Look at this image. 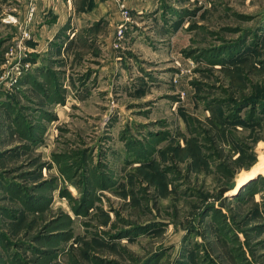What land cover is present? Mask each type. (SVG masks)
<instances>
[{
    "label": "rangeland",
    "instance_id": "obj_1",
    "mask_svg": "<svg viewBox=\"0 0 264 264\" xmlns=\"http://www.w3.org/2000/svg\"><path fill=\"white\" fill-rule=\"evenodd\" d=\"M19 2L0 264H264V0H78L39 51Z\"/></svg>",
    "mask_w": 264,
    "mask_h": 264
},
{
    "label": "crops",
    "instance_id": "obj_2",
    "mask_svg": "<svg viewBox=\"0 0 264 264\" xmlns=\"http://www.w3.org/2000/svg\"><path fill=\"white\" fill-rule=\"evenodd\" d=\"M18 4V12L16 16L18 19L22 20L28 8V4H30V8L32 6L33 10H30V22H29V28L32 33H34V38L38 42L34 47L36 48V51H39L40 49L46 50L48 41L54 34L58 31V29L62 28L64 24L67 22L68 25H73V17L74 16V10L72 7L76 6V3L78 0H19ZM95 1V9L83 12L81 14L78 13L76 15V19L80 21V19H95L92 18V11L101 12L102 10L105 11V8L103 7V3L106 0H94ZM24 8L26 9L24 14ZM102 11V12H103ZM101 12V13H102ZM95 13V12H94ZM15 14V13H14ZM71 15V16H70ZM25 21V20H24ZM49 21V23H47ZM23 22V21H21ZM28 23V22H27ZM70 28H67V31ZM76 31V28L73 29ZM18 28L17 26H14V32H17ZM73 31V32H74ZM72 32V33H73ZM42 43V44H41ZM43 45V46H42ZM38 62L37 64H39Z\"/></svg>",
    "mask_w": 264,
    "mask_h": 264
},
{
    "label": "built area",
    "instance_id": "obj_3",
    "mask_svg": "<svg viewBox=\"0 0 264 264\" xmlns=\"http://www.w3.org/2000/svg\"><path fill=\"white\" fill-rule=\"evenodd\" d=\"M30 10L32 11L33 8L31 6ZM6 22H10V23H17L18 20L16 17H14L13 15H7V17L4 19ZM19 23V22H18ZM23 36L25 35V31H22Z\"/></svg>",
    "mask_w": 264,
    "mask_h": 264
}]
</instances>
